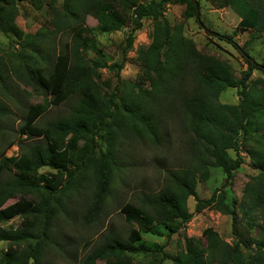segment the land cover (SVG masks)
<instances>
[{
  "label": "trees",
  "instance_id": "16d2710c",
  "mask_svg": "<svg viewBox=\"0 0 264 264\" xmlns=\"http://www.w3.org/2000/svg\"><path fill=\"white\" fill-rule=\"evenodd\" d=\"M18 1L0 0V34L18 45L8 56L0 53V120L11 112L1 96L8 97L12 82L22 84L25 93L29 87L28 92L42 94L41 102L26 107L19 131L41 137L44 144L33 143L18 156H5L10 141L0 152V173L12 172L11 178L0 182V242H7L0 252V264H41L52 220L60 213L64 196L83 187L90 170L97 190L85 217L93 221L118 166L111 144L107 152L96 150L97 140L110 133L121 135L125 128L155 141L160 111L161 121L163 116L179 120L188 132L189 161L178 168H166V182L160 191L144 194L138 205L125 202L120 212L136 226L125 238L111 232L103 235L82 264H163L167 260L171 264H261L263 236L255 243L258 256L251 257L241 252L248 246L245 240L229 243L210 227L202 230L200 237L181 234L174 254L165 247L193 216L187 205L190 196L195 198L196 212L213 207L228 215L235 236L240 219L248 230L259 218L264 222V77L250 79L254 70L264 74V57L259 62L250 53L252 47H241L247 68L236 77L227 61L201 53L183 34L182 26L172 27L162 12L168 3L184 5V18L195 17L200 22L198 0H62L60 7H52L48 22L32 33L16 23ZM206 1L228 6L239 16L236 30L247 33L245 45L264 35V0ZM55 2L49 0L48 6ZM88 15L106 33L131 25L123 55L132 47L142 20H151V40L137 49L141 75L131 84L124 82L129 89L125 97L101 92L95 80L98 68L113 72L120 80L124 60L108 63L85 25ZM63 32L70 35L69 40L57 48L56 40ZM229 87L239 88L236 104L219 100L220 93ZM71 97L76 101L67 116L36 125L52 102ZM242 150L255 175L245 184L241 198L231 203L223 187L231 183L244 162ZM44 166L53 171L40 174L38 170ZM212 168L222 171V188L200 198L196 193L198 179L208 180ZM17 195L19 199L3 206ZM14 216L21 218L19 226H3ZM164 234L163 243L144 240L146 235L160 238ZM94 241L86 239L82 248Z\"/></svg>",
  "mask_w": 264,
  "mask_h": 264
},
{
  "label": "rangeland",
  "instance_id": "374dc122",
  "mask_svg": "<svg viewBox=\"0 0 264 264\" xmlns=\"http://www.w3.org/2000/svg\"><path fill=\"white\" fill-rule=\"evenodd\" d=\"M61 1L56 0L55 3L48 6L49 0H19L17 2L19 14L16 23L25 32L32 33L48 22L52 14V7H60ZM198 1L200 22L195 17L185 19L183 15L185 6L180 4H166L163 6V15L172 27L180 24L183 34L194 42L195 47L201 53L227 61L236 77H240L247 68L240 51L241 47H252L251 55L259 62L263 59L264 35L256 38L251 43L253 45H245L248 39L247 33H240L236 30L239 16L230 7H217L206 0ZM85 25L97 46L107 56L108 63L124 60L119 71L120 80L107 69H97L95 80L101 92L110 93L111 91L115 93V98L125 97L129 89H126L127 85L124 82L131 84L141 75V67L136 59L137 49L141 45L146 46L151 40V20L149 18L142 20L141 27L134 32L133 45L125 55H123V48L126 46L125 38L131 25H125L121 30L106 33L99 30L97 20L91 15L86 17ZM69 36L67 32L59 34L56 40L57 48L62 41L69 40ZM17 48L18 45L14 39L0 34V53L3 56H8L9 52ZM56 67H59L58 61ZM262 77L264 74L260 70H254L250 75V79ZM22 89V84L12 82L8 92L9 98L1 96V100L11 111L7 119L3 117L0 120V152L8 142L12 141V145L7 148L4 154L5 156H18L21 151L33 143L44 144L41 137L30 136L27 133L20 134L19 128L26 107L28 104L41 102L43 97L42 94L28 92L29 87L25 88L26 93ZM238 90L239 88L236 87L226 88L220 93L219 100L223 103H238L240 98ZM75 101L76 97H71L56 104L52 102L48 110L37 119L36 125L43 126L54 118L67 116ZM164 117L161 121L160 111L155 141H151L146 136L129 133L125 128L121 135L110 133L97 140L96 150L107 152L111 144L112 151L118 159V166L112 173L107 194L100 203L99 214L91 222H88L85 217L88 208L93 204L92 196L97 190L96 178L93 171L90 170L86 173L83 187H79V190L73 194L64 196L62 209L52 220L41 264H82L85 255L94 245L101 242V237L106 233L111 232L121 238L127 237L130 228L135 227L136 224L125 220L124 215L120 212V207L125 202L138 205L144 194L160 191L166 182V168L181 167L189 161L191 156L187 144L189 134L182 123L179 120ZM82 144L83 140L80 139L79 145ZM230 153L233 154L234 151L231 150ZM241 154L244 162L234 172L231 183L223 187L231 203H234L233 200L238 201L241 198L245 184L251 176L255 175V170L251 167L246 152L242 150ZM52 171L47 166L38 170L40 174ZM11 177L12 172L4 170L0 173V182ZM223 182L222 171L212 168L208 180L198 179L196 193L200 198H208L215 188H222ZM19 198V195L9 198L3 206L9 205ZM195 203V198L190 196L187 205L193 216L179 233L173 234L168 239L165 250L169 254H174L178 249V240L182 241L181 234L200 237L202 230L210 227L229 243L233 244L236 239L245 240L248 246L241 248L244 256H258L255 243L261 240L262 236L264 237V232H262L264 231V222L260 218L250 230L246 229L245 222L240 219L237 225L238 234L235 236L232 233L231 219L228 215L218 212L213 207H205L200 212H196ZM238 217L240 218V213H238ZM20 223L21 218L14 216L9 221L3 222V226L17 227ZM159 229L165 233V229L160 227ZM165 235L160 238L146 235L144 240L149 243H163ZM89 238H95V241L83 249V241ZM6 246L7 242H0V252L5 250ZM98 264H102V261H99ZM163 264H171V262L167 260ZM261 264H264V260Z\"/></svg>",
  "mask_w": 264,
  "mask_h": 264
},
{
  "label": "water",
  "instance_id": "95a60500",
  "mask_svg": "<svg viewBox=\"0 0 264 264\" xmlns=\"http://www.w3.org/2000/svg\"><path fill=\"white\" fill-rule=\"evenodd\" d=\"M196 6H197V3L195 2Z\"/></svg>",
  "mask_w": 264,
  "mask_h": 264
}]
</instances>
